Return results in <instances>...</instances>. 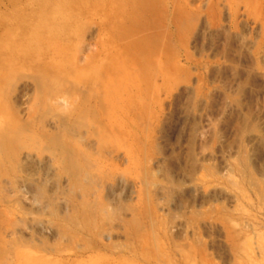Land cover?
I'll list each match as a JSON object with an SVG mask.
<instances>
[{
  "label": "rangeland",
  "instance_id": "rangeland-1",
  "mask_svg": "<svg viewBox=\"0 0 264 264\" xmlns=\"http://www.w3.org/2000/svg\"><path fill=\"white\" fill-rule=\"evenodd\" d=\"M0 264H264V0H0Z\"/></svg>",
  "mask_w": 264,
  "mask_h": 264
},
{
  "label": "bare ground",
  "instance_id": "bare-ground-1",
  "mask_svg": "<svg viewBox=\"0 0 264 264\" xmlns=\"http://www.w3.org/2000/svg\"><path fill=\"white\" fill-rule=\"evenodd\" d=\"M72 143V142H71ZM62 147V145H61ZM62 149V148H61ZM66 150V149H65ZM62 151V150H61ZM64 151V150H63ZM67 151V157L65 159V164H66V169L67 172L71 178V181L73 182V191L76 192V190H78L79 187H83L84 184L83 183H87L89 180V175L88 172L85 173L84 169H83V163L85 164V158H81L79 155H77L76 151L74 150V148H70ZM65 152V151H64ZM60 153V152H59ZM64 155V154H62ZM64 161V160H63ZM59 163V162H58ZM87 167V166H85ZM64 168V167H62ZM63 170V169H62ZM66 176V175H65ZM68 176V177H69ZM22 179V178H21ZM68 179V178H67ZM23 180V179H22ZM26 180V179H25ZM70 184V183H69ZM31 186V185H30ZM29 187V186H28ZM24 188V186L22 187ZM32 190V189H31ZM34 190V188H33ZM36 190V189H35ZM38 191H35V195H37ZM73 192V193H74ZM89 205H91V203H89ZM77 206V205H76ZM82 208H84V212H85V216L86 217V222L88 221V224L91 225V218H88L89 216L92 217L94 216V210L89 209L87 211V207L86 205L82 204L81 202V206ZM79 208V207H78ZM96 209V208H95ZM95 219V217H92Z\"/></svg>",
  "mask_w": 264,
  "mask_h": 264
}]
</instances>
